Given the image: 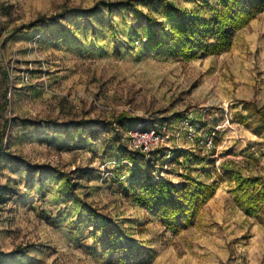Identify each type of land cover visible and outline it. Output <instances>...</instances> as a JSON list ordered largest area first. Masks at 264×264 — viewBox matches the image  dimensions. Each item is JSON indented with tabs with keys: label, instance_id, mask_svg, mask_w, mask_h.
<instances>
[{
	"label": "rangeland",
	"instance_id": "374dc122",
	"mask_svg": "<svg viewBox=\"0 0 264 264\" xmlns=\"http://www.w3.org/2000/svg\"><path fill=\"white\" fill-rule=\"evenodd\" d=\"M169 23L143 0H0L1 264H264V215L243 211L224 171L264 178V10L193 59ZM191 116L213 150L188 141ZM161 126L149 160L130 151L131 128ZM186 175L217 190L171 231L137 197L150 177Z\"/></svg>",
	"mask_w": 264,
	"mask_h": 264
},
{
	"label": "trees",
	"instance_id": "16d2710c",
	"mask_svg": "<svg viewBox=\"0 0 264 264\" xmlns=\"http://www.w3.org/2000/svg\"><path fill=\"white\" fill-rule=\"evenodd\" d=\"M143 1L147 5L160 3L167 9L170 21L166 27L168 37L176 43L179 53L186 59H193L199 53L214 54L226 50L234 32L243 28L253 13L264 10V0H216L217 6L212 8V14L201 13L203 4L198 9L189 11L177 7L171 0ZM205 3L209 1L206 0ZM116 7L135 8V5L132 2L118 3ZM41 21L43 19L36 23ZM149 21L153 22L154 19L149 18ZM36 25L32 24L29 28ZM22 30H17L16 34ZM212 39L215 42H212ZM156 46L162 47L163 43L157 42ZM262 124L264 128V117ZM137 157L135 155L133 158L134 162ZM224 168L230 183L235 186L233 191L236 194V202L243 211L248 215H264V178L251 174L245 176L241 170L233 168L230 164ZM185 177L184 184L179 187L166 179L156 182L150 177L141 195L137 197L138 203L154 212L158 220L171 231H179L181 221L190 225L201 207L217 190L215 183L200 181L191 175ZM12 191L9 186H0V205L10 199ZM93 215L96 218V213ZM113 231L112 228L108 229L112 238ZM111 243L113 249H118L117 241L112 240Z\"/></svg>",
	"mask_w": 264,
	"mask_h": 264
},
{
	"label": "built area",
	"instance_id": "2783aa9c",
	"mask_svg": "<svg viewBox=\"0 0 264 264\" xmlns=\"http://www.w3.org/2000/svg\"><path fill=\"white\" fill-rule=\"evenodd\" d=\"M193 116L186 119L184 126H187V139L191 143H196L203 147L206 151L214 149V138L212 136H205L199 138L194 124ZM128 146L132 153L136 154L138 158H145L149 160V156L157 149L166 146L168 143V131L165 126L144 128L134 127L127 132Z\"/></svg>",
	"mask_w": 264,
	"mask_h": 264
}]
</instances>
